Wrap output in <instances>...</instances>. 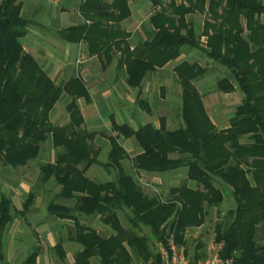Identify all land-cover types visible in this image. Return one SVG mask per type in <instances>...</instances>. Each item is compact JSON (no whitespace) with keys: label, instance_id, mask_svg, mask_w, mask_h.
I'll use <instances>...</instances> for the list:
<instances>
[{"label":"trees","instance_id":"1","mask_svg":"<svg viewBox=\"0 0 264 264\" xmlns=\"http://www.w3.org/2000/svg\"><path fill=\"white\" fill-rule=\"evenodd\" d=\"M160 3L161 0H153ZM126 0H113L107 5L100 0H85L80 10L90 24L78 25L76 37L84 39L90 53L109 61L114 46L120 51V64L125 65V82L140 87L145 76L179 55L184 45L202 49L214 62L228 68L236 89L244 97L236 107L231 125L216 131L208 118L203 102L192 80L204 73L197 63L182 62L175 67L181 85L180 115L183 125L167 130L151 124L130 128L111 119L108 135L111 147L104 161L93 147L97 132L82 128V117L76 104L87 90L78 78L56 85L36 60L24 51L21 38L26 34L28 20L21 16L20 3L0 1V164L7 169L25 166L39 159V174L34 188L26 195L24 208L35 196L34 190L54 179L61 190L57 194L75 199L68 207L48 202L51 215L75 222L72 237L81 250L71 264H156L157 241L165 242L173 233L185 253L192 254V263L203 258L202 244L196 240L188 247L186 230L203 225L208 210L219 209L224 196L221 186L231 191L235 206L219 215L214 224L217 241L223 242V256H233L234 264H264V245L256 238L258 228L264 229V0H181L161 6L150 18L156 34L150 42L130 49L126 34L118 35V23L126 16ZM112 10H118L114 15ZM92 11V15L89 12ZM207 12L201 33L186 21V14ZM100 13H106L103 19ZM111 20L115 24L110 25ZM245 24V29L242 26ZM205 36V47L200 38ZM119 38V39H118ZM118 39V41H116ZM92 44V47H91ZM219 90L228 92L234 86L227 78L217 81ZM63 94L69 121L53 125L49 112ZM163 122V120H162ZM132 137L141 151L127 158L119 139ZM244 139L245 142H241ZM49 141L55 150L54 159H44L41 147ZM129 159V163H124ZM93 165L105 169L103 181L86 175ZM185 169L186 182L169 189L165 198L148 194L136 181L139 172L166 173ZM38 185V186H37ZM129 210L125 228L118 211ZM100 216V221L112 229L108 236L77 222V214ZM10 198L0 196V262L3 260V235L12 219ZM147 229V236L139 233ZM54 249L63 259L62 242ZM38 249L21 264H36Z\"/></svg>","mask_w":264,"mask_h":264},{"label":"crops","instance_id":"2","mask_svg":"<svg viewBox=\"0 0 264 264\" xmlns=\"http://www.w3.org/2000/svg\"><path fill=\"white\" fill-rule=\"evenodd\" d=\"M15 1L21 5V16L28 20L26 34L21 38L24 51L36 60L56 85H62L72 78L82 80L87 97H78L76 104L82 117V128L97 132L92 145L99 150L98 159L102 157L104 161L111 147L108 135H116V132L110 130L111 119L118 124H127L134 130L147 123L154 128H159L163 123L169 131L183 125L180 115L182 90L175 72V67L182 62L197 63L204 69V73L193 79L192 84L198 91L206 114L216 131L230 127L235 109L244 94L236 89L231 71L208 58L202 49L182 46L178 57L155 68L145 76L140 87L133 88L125 82V65L120 64L119 49L113 46L112 58L107 61L104 56L90 53L86 40H70L65 37V34L72 38L77 36L78 31L71 30L72 27L90 24L91 21L80 10L85 0ZM100 1L109 5L113 0ZM172 1L179 3L181 0ZM170 2L171 0H161L160 3L153 0H126L127 13L119 21L117 33L126 34L124 40L130 49L153 40L157 30L150 18L160 11L161 6L164 7ZM112 11L114 15L119 14L118 10ZM100 14L103 19L107 17L106 13ZM89 15H92V11ZM185 18L187 22L194 24L198 34L201 33L204 22L209 21L206 11L189 13ZM260 19L264 23V15ZM108 23L115 24L111 20ZM242 26L245 29L244 22ZM200 41L201 46L205 47V36H201ZM222 78H227L235 89L228 92L219 90L217 81ZM69 100V96L63 94L50 110L49 121L53 125H63L69 121L66 110ZM119 142L127 158H132L141 151L132 137L120 138ZM241 142L245 140L242 139ZM45 146L49 152L55 151L49 142ZM124 163L127 165L129 159H125ZM30 166L28 164L18 167L17 171L0 168V196L10 198L13 206L12 219L4 230L3 260L0 264H21L33 248L38 249L36 264H71L75 254L81 250L80 245L72 239L75 222L51 215L44 194L48 190L59 193L60 185L52 179L45 184L44 190L41 188L38 192L35 189L32 203L24 208L26 195L34 188L39 174V168ZM92 173L94 174L90 167L86 175L93 179ZM139 174L138 177L142 180L146 179L152 186L160 187L165 195L170 188L179 186L181 182H186L189 187H196V183L187 180L183 168L166 173L141 171ZM220 189L224 196L223 202L228 200L234 206L230 189L226 185ZM64 200L56 203L68 207L75 203V199H67L72 202ZM93 217L92 222H101L99 215ZM77 223L84 225L82 222ZM67 228L71 230L68 234L65 233ZM96 231L101 234L99 229ZM60 241L64 252L63 259L54 249ZM91 261L92 259L90 264Z\"/></svg>","mask_w":264,"mask_h":264},{"label":"rangeland","instance_id":"3","mask_svg":"<svg viewBox=\"0 0 264 264\" xmlns=\"http://www.w3.org/2000/svg\"><path fill=\"white\" fill-rule=\"evenodd\" d=\"M48 142L49 141H45L43 143L44 145H42V147H41L42 155H43L44 159H47V160H49L50 158L54 159V154H55V151L53 153L49 152L48 151V147L45 146V144H48ZM101 158L102 157H99V160H102ZM28 164L31 165L30 166L31 168H35L36 169V168H38V165H39V159L37 158V159H35L34 161H31ZM91 167H92V172H94V174L92 173L93 180H95V181L106 180V179L103 178V177H105V173H106L104 167L99 166V165H93ZM0 168H2L1 164H0ZM15 170L17 171L19 169L17 168ZM134 174H139V173H134ZM136 181H137L138 185L142 188V190L144 192H146V193L151 195V194H155V190L154 189H156L158 191V193L161 195L162 198L166 197V195L163 194V192H161L160 187H157V186H153V187L152 186H146V185H144L143 183H141L138 180L137 176H136ZM143 182H149V181H146V179H143ZM44 186H40V187L38 186L36 191L40 192L41 188L44 190ZM60 190H61V187H60ZM44 194L46 195L48 202L52 201V202L56 203V201H58V200L59 201H63L64 199H65L64 201H66V202H72L71 200L68 201L66 198H63V197L57 195L58 193H56L54 190H48L47 193H44ZM232 206H233V204L230 203L228 200L222 202L220 204V206H219V209L212 208V209L208 210L209 213L206 216V222H204L203 225H200L198 227H193V228H190V229L186 230L185 231L186 232L185 234H187L186 238L187 239L189 238L188 243H187L188 247L193 248V246H195V243H196V240L194 238H199L198 240L202 244V251H203V255H204L203 258H204L206 256L207 244L209 243V241L215 235L214 224H215L216 219H217V217L219 215V211L221 213H224L228 209L233 208L235 206V204H234L233 207ZM118 215H119V219H120L122 225L125 228H131L130 222H128V217L130 215V211L129 210L118 211ZM77 217H78V221L82 222L85 226H88V227L93 228L95 230L99 229V231L101 232L100 235H102V236H108V235H110L112 233V229L108 225H105L102 222H92V219L94 218L92 215H86V214L79 213V214H77ZM70 232H71V230H69L68 228L65 230L66 234H68ZM138 232L147 236L148 230L147 229H143V230L138 231ZM256 238H257V241L259 243L264 245V229L258 228V230L256 231ZM154 249H155V252H156V247H154ZM188 257H189V259L191 261L193 260L191 253L188 254ZM91 264H99L98 259L97 258H92ZM133 264H140V262L137 261L136 259H134L133 260Z\"/></svg>","mask_w":264,"mask_h":264},{"label":"built area","instance_id":"4","mask_svg":"<svg viewBox=\"0 0 264 264\" xmlns=\"http://www.w3.org/2000/svg\"><path fill=\"white\" fill-rule=\"evenodd\" d=\"M138 180L146 186H152L149 182H143L140 177H138ZM154 190L155 194L161 197L158 191ZM155 247L159 257V262L156 264H234L233 256L222 255L223 242L217 241L215 235L207 244L206 256L195 263H192L185 253L184 246L176 243L173 233L167 234L165 242L157 241Z\"/></svg>","mask_w":264,"mask_h":264}]
</instances>
